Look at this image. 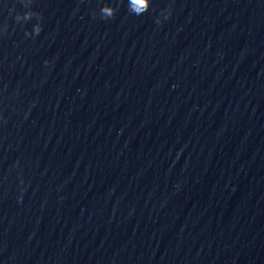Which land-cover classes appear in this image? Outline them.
Wrapping results in <instances>:
<instances>
[{"label": "clouds", "instance_id": "1", "mask_svg": "<svg viewBox=\"0 0 264 264\" xmlns=\"http://www.w3.org/2000/svg\"><path fill=\"white\" fill-rule=\"evenodd\" d=\"M33 0H22V3L24 4V7L28 9L23 14H16L15 19L17 23H20L21 21H29L32 20L33 17L37 18V23L33 25L31 32H26V36H38L42 31V20L43 16L40 13L34 12L31 10ZM123 2V0H121ZM152 0H127V11L130 15L135 16H142L143 14L147 13L149 9L151 8ZM118 11L117 7H113L107 3L103 4L100 7L99 14L100 18L103 20H109L115 17L116 13ZM95 15V13H94ZM171 16V8L165 9L161 13V17L163 20H167ZM161 17L156 18V23L161 24L162 19ZM8 25L5 24L3 26L2 31L7 32ZM47 63V62H46ZM22 199V197H21Z\"/></svg>", "mask_w": 264, "mask_h": 264}]
</instances>
